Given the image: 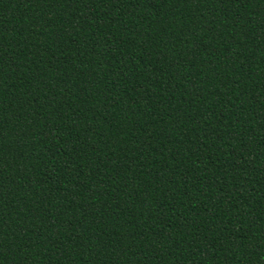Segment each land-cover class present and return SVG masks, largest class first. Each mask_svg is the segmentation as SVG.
<instances>
[{
  "label": "trees",
  "instance_id": "trees-1",
  "mask_svg": "<svg viewBox=\"0 0 264 264\" xmlns=\"http://www.w3.org/2000/svg\"><path fill=\"white\" fill-rule=\"evenodd\" d=\"M0 264H264V0H0Z\"/></svg>",
  "mask_w": 264,
  "mask_h": 264
}]
</instances>
